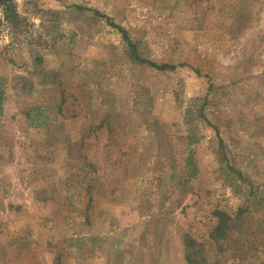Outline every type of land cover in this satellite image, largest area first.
<instances>
[{"label":"rangeland","instance_id":"1","mask_svg":"<svg viewBox=\"0 0 264 264\" xmlns=\"http://www.w3.org/2000/svg\"><path fill=\"white\" fill-rule=\"evenodd\" d=\"M0 77V264H264V0H0Z\"/></svg>","mask_w":264,"mask_h":264},{"label":"trees","instance_id":"2","mask_svg":"<svg viewBox=\"0 0 264 264\" xmlns=\"http://www.w3.org/2000/svg\"><path fill=\"white\" fill-rule=\"evenodd\" d=\"M170 67L169 64H162L159 65V68H167ZM1 78V77H0ZM1 92V91H0ZM217 215H219V223L215 227V230L212 232V236H222L224 235V227L226 226V217L227 214L224 211H217ZM195 245V240L192 238H188L186 241V247H187V253H186V259L189 264L191 263H196V258L193 257V251H192V246Z\"/></svg>","mask_w":264,"mask_h":264}]
</instances>
